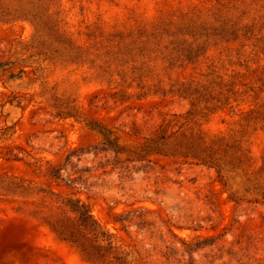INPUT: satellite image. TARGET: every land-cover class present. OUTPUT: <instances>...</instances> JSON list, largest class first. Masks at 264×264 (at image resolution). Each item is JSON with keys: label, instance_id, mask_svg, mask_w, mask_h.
Instances as JSON below:
<instances>
[{"label": "rangeland", "instance_id": "obj_1", "mask_svg": "<svg viewBox=\"0 0 264 264\" xmlns=\"http://www.w3.org/2000/svg\"><path fill=\"white\" fill-rule=\"evenodd\" d=\"M58 1L65 28L80 38L85 37L87 27L97 24L107 30L128 28L136 21L155 22L170 13L216 2ZM34 33L35 26L27 19L0 20V134L6 126L12 127L0 140V176L15 177L21 186L7 191L0 183V264H93L45 223L43 217L59 204L51 192L62 197L74 192L89 203L94 218L112 234L130 264H185L188 257L174 260L164 256L165 244L173 240L169 229L185 238L198 234L215 237L217 246L225 250L238 247L236 241L242 235L243 240L250 237L247 253L253 258L243 261L264 264V204L244 201L238 207L228 201L215 171L198 163H174L155 156L148 158L151 162L126 161L136 144L164 125L182 121L174 115L184 116L189 100L170 92L168 86L146 93L127 89L111 83L89 64L53 56L52 61L45 60L44 50L41 55L30 50ZM245 50L241 56L235 45L222 54L211 51L213 56L201 58L200 65L175 69L171 77L200 78L215 69L227 79L239 72L253 84L264 78V52ZM12 63L14 72L19 73L21 66L25 72L8 79L11 69H3ZM164 78L168 82L167 75ZM239 103L212 113L202 110L192 126L210 135L238 133L251 102ZM55 106H74L78 116L60 118ZM90 122L120 137L122 154L95 148L103 136L90 128ZM244 139L254 169L263 167L264 175V122L253 125ZM8 149L18 159H7ZM51 169L55 176L50 175ZM70 175L80 176L77 189L64 185ZM199 226L203 228L195 231ZM193 262L205 264L207 258L194 254Z\"/></svg>", "mask_w": 264, "mask_h": 264}, {"label": "trees", "instance_id": "obj_2", "mask_svg": "<svg viewBox=\"0 0 264 264\" xmlns=\"http://www.w3.org/2000/svg\"><path fill=\"white\" fill-rule=\"evenodd\" d=\"M58 0H0V20L27 19L35 26L30 50L42 54L45 60L50 56L80 65L89 64L107 76L111 83H119L127 89L136 88L143 93L162 91L167 88L174 94L187 98L190 108L182 118L166 124L152 136L145 138L129 151L126 161L142 162L155 156L171 159L174 163H198L211 168L216 179L228 193V201L238 207L248 203L264 204L263 167L254 169L251 151L245 147L244 136L251 127L264 122V78L252 84L244 75L237 72L231 78L219 74L217 70L201 74L200 78L172 79L175 69H187L189 65H200L201 58L208 59L218 51L235 49L240 52L249 47L264 52V0H216L210 7L194 6L188 10H178L155 22L136 21L128 28L107 30L101 24L87 27L85 37H75L64 26L58 11ZM261 7L262 9L258 8ZM236 45L237 48H236ZM5 64V63H4ZM3 64L0 63V67ZM8 65V64H6ZM11 66L3 70H9ZM25 72L21 66L19 73L12 69L8 79L16 78ZM167 75V80L165 76ZM243 80L236 81L237 77ZM2 79L0 78V81ZM260 83V85H256ZM239 101L251 102L239 123L241 130L227 134L210 135L201 128L192 126L193 119L202 111L215 112L233 107ZM60 118L77 117L74 106L58 107ZM90 128L103 136L102 151L122 154L120 137L94 123ZM176 128V129H174ZM12 127L6 126L0 140L6 138ZM12 133V132H11ZM7 159H18L12 149L5 154ZM70 157V156H69ZM122 167V166H121ZM53 169L50 175H54ZM57 177V176H56ZM3 190L20 188L15 177L0 176ZM80 176L70 175L64 185L73 190ZM57 195L59 204L51 209L43 219L45 223L64 241L74 244L93 264H130L114 244L112 234L105 230L92 214L91 205L81 197ZM116 220V219H115ZM118 221V220H116ZM202 226L195 228L197 231ZM173 240L165 244L164 256L168 259H185V264H194L193 256L203 255L205 264H249L253 258L247 251L252 245L250 237L237 240L238 247H218L215 237L201 234L193 237H180L169 229ZM215 249L217 250L215 252ZM239 255V256H238ZM228 256V257H227ZM180 261V260H179Z\"/></svg>", "mask_w": 264, "mask_h": 264}]
</instances>
